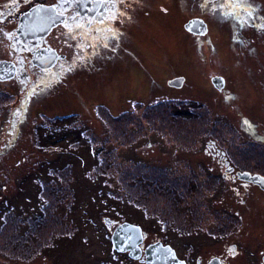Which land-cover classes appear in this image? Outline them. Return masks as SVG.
Wrapping results in <instances>:
<instances>
[{"label": "rangeland", "instance_id": "1", "mask_svg": "<svg viewBox=\"0 0 264 264\" xmlns=\"http://www.w3.org/2000/svg\"><path fill=\"white\" fill-rule=\"evenodd\" d=\"M248 2L256 20L246 13L243 32H232L239 22L225 7L207 18L208 33L198 38L185 30L188 16L179 0L129 1L116 22L122 31L112 35L121 42H114L118 50L109 56L97 53L93 62L60 68L64 79H51L49 86H38L45 76L29 66L0 81V264H79L86 257L77 250L99 264L100 237L108 233L104 216L151 233L166 226L171 239L211 246L208 258L229 255L237 241L233 264L243 253L248 264H264V193L258 188L236 189L238 182L212 173L197 177L187 167L181 169L187 179L154 173L160 163L177 167L172 143L192 144L205 156V137L198 136L204 126L218 136L223 122L249 119L264 137V33L257 24L264 19L258 13L264 15V0ZM48 41L57 49L63 45L55 33ZM178 75L186 85L173 88L169 82ZM216 76L227 79L222 93L211 82ZM249 95L254 105L245 104ZM240 99L246 114L233 111ZM234 142L226 147L234 161L242 168L254 161L252 171L264 174V141ZM185 188L204 194L185 195ZM28 242H34L31 254Z\"/></svg>", "mask_w": 264, "mask_h": 264}, {"label": "flooded vegetation", "instance_id": "2", "mask_svg": "<svg viewBox=\"0 0 264 264\" xmlns=\"http://www.w3.org/2000/svg\"><path fill=\"white\" fill-rule=\"evenodd\" d=\"M129 1L133 3L137 2L138 4H140L143 0H110V2L107 3V5L104 7L101 6L102 0H0V14H2L0 15L2 25L0 27L2 28L0 30V62L4 60L13 62L17 68L28 66L47 67V65H45L46 63H36L33 60L34 52L45 48H52L57 51L58 55L62 56L56 61L53 66H51L52 68H71L82 66L88 60L93 62V57L97 53H99V55L101 56H109L110 53L113 52V50H118V47L116 48L114 46V42H119L120 40L117 41L116 39H113L112 35L113 33H116V31H122V29H118L116 27L118 25L116 24V22L118 19H121V15L125 14L123 8L126 4H128ZM222 1L223 5L221 4ZM248 1L249 0H179L184 12L188 16L184 22V28L188 33H190L191 35L193 34V36L195 37L199 38L204 34L206 36L210 28V25L207 24V18H210V15L222 13V10L227 7V10L225 12H230V14L234 16L236 23L239 22L237 23V25L239 24V27H236L235 24L231 26L232 32L234 34L238 31L243 32L245 30L243 22L248 21L246 13L250 15V20H256V18H254L252 15L253 13L251 11V3H249ZM114 4L118 5H116L115 7ZM37 5L54 7L63 21L61 23H58L46 37L22 38L18 32L19 19L23 14L27 13L31 8ZM260 8L261 6L259 5L258 9ZM118 13L119 16H117ZM258 13L264 18L261 10L258 11ZM189 22L194 23V26H192V32H189L186 29V25ZM247 23L249 24V22ZM257 24L261 26V31L259 33H264V19L261 22L258 21ZM194 31L196 33H194ZM54 33L57 34L58 38H61V42L63 45L60 46V49L52 46L48 41V38ZM207 38L209 39V37ZM69 50H72V55L70 54ZM105 50L107 51L106 54H104ZM127 52L128 50L125 52V56L127 55ZM86 55H88V57L84 58V56ZM122 61H126V59ZM16 76H18V71ZM178 77H184V75H178ZM226 84L227 79H225L223 89L219 92L222 93L223 91H225ZM185 85L186 83L184 81L181 86L183 87ZM252 85L254 84L252 83ZM177 87L178 86H174L173 88ZM255 89L260 92L257 86L255 87ZM228 96L229 95H226V97ZM250 98H252V96ZM254 101L256 100L253 98L251 100L245 98V104L249 106L254 105ZM240 102L242 103L241 99L239 100V103ZM241 103L239 106L233 107L234 113L242 111L244 114H246L245 112L248 109L244 108L243 104ZM224 112L225 111H219L218 113H220V115H225L228 119H230L229 114L227 112ZM223 127H225L226 129L230 128L227 129L228 131L230 130L227 135H225L224 130L226 129H224ZM223 127L221 126L219 129L221 135L224 133L222 137H220L221 135L218 131H216V133H218L219 135L214 136V130H209L208 128H206V126H204V128H201V133L198 134V136L203 139L205 137V148H203V151L206 153L205 156L200 157V154L198 155V150L200 148H195L192 144H190L192 148H183L185 147L184 145L182 147V145H174V143H172L170 146L177 148L175 151V155L177 156L178 165L177 167L173 168H166L167 166L161 165V163L156 165L159 168L157 171H154L157 178L160 179L158 177L159 172L163 178H182V176H185V178L187 179V175H184L181 172V169H186L187 167L189 168V170H192V172L195 173L197 177H200V174L202 176V173H212L216 177H219L220 175V178L224 180L226 179L238 182L239 184L236 189H239V186L245 188L246 190L248 188H258V191L264 193V191L257 185L248 181H243L239 177V174L244 172H249L251 174H260L261 176H264V174L262 173L252 171V168H255L256 163L252 161V165L249 168H242L240 164L236 163V160L234 161V158L230 153V149H226V147H231L232 144H237L234 141H241L245 142L246 144H251L255 140H257L261 143V141H264V139H258L264 138L263 134L257 131V126L255 124L253 125V123L249 121V119H243L238 123H234L233 121V123L230 124L229 122H223ZM250 129H252V131H250ZM185 133L188 137H190L191 140L194 134L192 132V128L187 129ZM229 137H233V139H229ZM211 138L215 142L217 141V144L209 143L208 140H210ZM203 139L196 140V144H201V142H203ZM152 143V141H148L146 145L151 147L154 144ZM138 147V145L135 147V152L139 151ZM108 150H110L109 145L108 147H105L104 152ZM134 151L132 152L133 158L135 155ZM128 153L129 149L124 150L121 154L122 156H119L122 159L124 157L123 155L128 156ZM106 162L109 165V163L112 161L106 160ZM156 162L159 163L158 161ZM208 162H211L212 166H208ZM147 163L152 165L153 161L151 159H148ZM168 163L169 161L166 162V164ZM199 166H201L200 171ZM201 168H203L202 171ZM141 177L145 178L143 175L136 176V178ZM149 179L145 181H148ZM184 193L185 195L186 193L190 195H192L193 193V195L201 196L204 194V191H199L198 188H194V191L190 190V188H185ZM191 197L192 196H190V198ZM199 199L201 198L199 197ZM168 213L169 211L167 212V214ZM158 216L162 217V215L159 214ZM127 218L128 217H124L120 220H126ZM258 219H260V215ZM253 220L256 221L255 217H253ZM114 221L116 222V219L111 216L102 217V225L104 228L103 231L108 233L104 234L103 237H100L101 252L103 253V256L100 257L102 259L101 261L98 260L99 264H147V251H150L151 248L154 247L167 249L170 252H172L173 250L177 258L183 262L181 264H233L232 261L237 257L236 252L238 251L239 245L237 241H235L229 247V255L219 254L220 256L215 255L214 257L208 258L207 253H209V249L211 246L208 247L206 246V244L196 243L191 247L188 243H182V237L177 240L171 239L170 235L167 236L165 232L166 226L164 228L161 226L160 230L157 229V231L155 229H152L156 232L151 233L147 231L142 225L134 223L133 225L138 226L141 229V238L138 245L140 251L139 257L137 259H133L130 257L129 251L118 252L114 249L113 233L116 231L118 226L122 225L120 221L118 222V224H115ZM71 225L74 227V225L76 224L73 221V224ZM84 243H86V240H84ZM104 243H107L108 246L111 247L104 249L102 246ZM33 244L34 242H28V252L30 254L33 252ZM253 244L256 245L257 243ZM76 252H79L81 254V259H83V257H86V260L83 262L79 261V264L96 263L94 257H90L88 254L86 255V253H83L80 250H77ZM241 255L242 257L239 258V264H248V259L245 258V253ZM253 255L254 258L256 256L258 259V252L254 251ZM78 256L79 255H76V257ZM45 259H47V257ZM257 259L255 260L257 261ZM92 260L94 261V263Z\"/></svg>", "mask_w": 264, "mask_h": 264}, {"label": "water", "instance_id": "3", "mask_svg": "<svg viewBox=\"0 0 264 264\" xmlns=\"http://www.w3.org/2000/svg\"><path fill=\"white\" fill-rule=\"evenodd\" d=\"M63 20L58 15L54 7L37 5L31 8L27 13L23 14L18 23V32L22 38H37L46 37L52 29ZM194 23L189 22L186 29L193 31ZM194 33H196L194 31ZM57 51L50 49H41L34 52L33 60L36 63H46L47 67L53 66L56 61L61 58ZM18 68L13 62H0V81H8L16 77ZM185 81L184 77H177L169 82L170 86H181ZM212 82L216 88L221 90L224 86L225 79L223 77H213ZM239 177L243 181H248L258 185L264 191V176L260 174H251L249 172L240 173ZM141 238V229L133 224L125 223L117 227L113 233V246L118 252H130V257L137 259L139 257V241ZM172 250V249H171ZM160 251V252H158ZM173 252V253H172ZM170 252L167 249L151 248L147 251V264H181L174 251Z\"/></svg>", "mask_w": 264, "mask_h": 264}, {"label": "trees", "instance_id": "4", "mask_svg": "<svg viewBox=\"0 0 264 264\" xmlns=\"http://www.w3.org/2000/svg\"><path fill=\"white\" fill-rule=\"evenodd\" d=\"M112 2H114V1H112ZM118 4H119V3H118ZM118 4H114L115 7H116V5H118ZM113 15H114V14H113ZM114 16H115V15H114ZM117 16H119V13L117 14ZM20 68H22V67H19V68H18V76H20V70H21ZM32 68H35V67L32 66ZM37 68H38V73H37V71H36L37 75L40 74V73H43L44 76H45V78H44L42 81H38V82H36V83L38 84V86H40V87L49 86V85L47 84V82H48L49 80H51V79H53V80H55V79H59V80L64 79V76L61 75V74L59 73V71H60V67H55V69H54V67H53V68H52V67H50V68L36 67L35 69H37ZM32 88H34V87H32ZM30 93H31V92H30ZM104 149H105V148H104ZM138 179H140V178H138ZM140 181H141V179H140Z\"/></svg>", "mask_w": 264, "mask_h": 264}, {"label": "snow or ice", "instance_id": "5", "mask_svg": "<svg viewBox=\"0 0 264 264\" xmlns=\"http://www.w3.org/2000/svg\"><path fill=\"white\" fill-rule=\"evenodd\" d=\"M109 2H110V0H102L101 6L104 7V6H106L107 3H109ZM0 15H2V14H0ZM245 123H247V122H245Z\"/></svg>", "mask_w": 264, "mask_h": 264}, {"label": "bare ground", "instance_id": "6", "mask_svg": "<svg viewBox=\"0 0 264 264\" xmlns=\"http://www.w3.org/2000/svg\"><path fill=\"white\" fill-rule=\"evenodd\" d=\"M1 82H3V81H1ZM5 82V81H4Z\"/></svg>", "mask_w": 264, "mask_h": 264}]
</instances>
